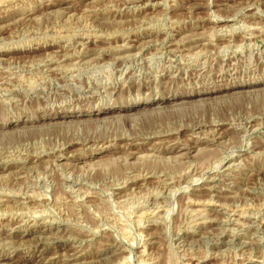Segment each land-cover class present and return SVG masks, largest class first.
<instances>
[{
	"label": "rangeland",
	"instance_id": "rangeland-1",
	"mask_svg": "<svg viewBox=\"0 0 264 264\" xmlns=\"http://www.w3.org/2000/svg\"><path fill=\"white\" fill-rule=\"evenodd\" d=\"M0 264H264V0H0Z\"/></svg>",
	"mask_w": 264,
	"mask_h": 264
},
{
	"label": "bare ground",
	"instance_id": "bare-ground-1",
	"mask_svg": "<svg viewBox=\"0 0 264 264\" xmlns=\"http://www.w3.org/2000/svg\"><path fill=\"white\" fill-rule=\"evenodd\" d=\"M70 120V119H69ZM63 156V155H62ZM168 156V155H167ZM56 169V168H55ZM201 221V220H200ZM123 263V262H122Z\"/></svg>",
	"mask_w": 264,
	"mask_h": 264
}]
</instances>
